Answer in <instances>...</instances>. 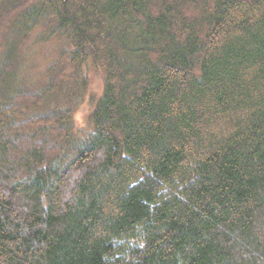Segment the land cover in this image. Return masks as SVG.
Wrapping results in <instances>:
<instances>
[{"label":"trees","instance_id":"obj_1","mask_svg":"<svg viewBox=\"0 0 264 264\" xmlns=\"http://www.w3.org/2000/svg\"><path fill=\"white\" fill-rule=\"evenodd\" d=\"M0 264H264V0H0Z\"/></svg>","mask_w":264,"mask_h":264},{"label":"rangeland","instance_id":"obj_2","mask_svg":"<svg viewBox=\"0 0 264 264\" xmlns=\"http://www.w3.org/2000/svg\"><path fill=\"white\" fill-rule=\"evenodd\" d=\"M35 68L32 72L34 78L39 79L42 77V73L44 70L45 62L43 61V54L38 53L35 58ZM90 85L88 89V93L82 104L80 110L76 115L77 125L80 128H85L88 124V113L91 107L93 106L94 101L99 97L103 90L104 86V76L101 70L96 68H91L90 72Z\"/></svg>","mask_w":264,"mask_h":264}]
</instances>
